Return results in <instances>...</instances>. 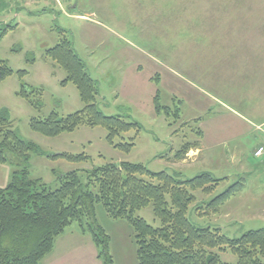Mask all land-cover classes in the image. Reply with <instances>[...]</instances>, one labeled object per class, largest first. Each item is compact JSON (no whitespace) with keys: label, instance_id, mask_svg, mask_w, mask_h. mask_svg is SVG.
Here are the masks:
<instances>
[{"label":"rangeland","instance_id":"1","mask_svg":"<svg viewBox=\"0 0 264 264\" xmlns=\"http://www.w3.org/2000/svg\"><path fill=\"white\" fill-rule=\"evenodd\" d=\"M44 1L0 0V33L15 24L0 39V58L12 69L0 82V110L8 112L20 138L42 151L30 158V177L55 189L61 174L77 171L84 181L87 170L121 161L179 179L208 172L220 180L211 194L194 192L197 201L187 216L195 226L219 228L231 238L264 227V162L249 154L260 145L264 129V0H186L180 5H175L178 0H55L60 6ZM169 1L171 6L164 4ZM228 10L236 14H223ZM218 15L247 20H208ZM63 36L71 39L98 85L99 109L137 123L112 142L102 126L81 125L56 136L30 128L31 119L51 112L65 116L83 107L75 85L61 84L66 73L44 53ZM22 84L34 89L31 98L41 107L17 94ZM130 141L129 150L117 146ZM186 144L192 146L188 153L202 148L196 158L178 159L176 153ZM235 147L248 152L246 163L236 161ZM53 153L87 158L48 156ZM1 179L8 184L4 175ZM229 189L235 194L217 214L205 208ZM96 213L114 264H135L131 225L109 218L100 203ZM136 215L160 225L151 204ZM75 229L80 228L74 222L65 232ZM220 257L224 263L237 260L230 251ZM70 258L68 253V261L60 258L56 264H68Z\"/></svg>","mask_w":264,"mask_h":264},{"label":"trees","instance_id":"2","mask_svg":"<svg viewBox=\"0 0 264 264\" xmlns=\"http://www.w3.org/2000/svg\"><path fill=\"white\" fill-rule=\"evenodd\" d=\"M13 27L8 23L0 39ZM44 53L66 73L61 84L75 85L83 107L65 116L51 112L44 119H31L33 131L56 136L81 125L102 126L112 142L122 132L137 126L134 121L106 115L99 109L98 85L70 38L63 36ZM11 74L12 69L0 58V82ZM33 92L34 89L22 84L17 94L31 106L41 107L38 99L31 98ZM156 101L157 97L155 107ZM132 142L117 146L129 150ZM191 147L184 145L176 153L178 159ZM32 154L42 151L35 143L20 138L12 128L8 112L0 110V164L12 167L10 181L0 188V264H39L52 250L56 238L74 222L83 233H91L102 264H114L109 254V238L97 222L99 203L109 218L123 219L131 225L137 264H264V227L231 238L219 228L198 227L188 219V211L197 201L194 192L211 194L217 187L220 179L211 173L179 179L166 171L151 172L140 163L108 162L87 170L84 181L77 171L61 174L59 187L51 189L41 179L30 177L28 166ZM48 156L76 162L87 158L84 154L68 153ZM233 194V190H226L205 208L217 214ZM149 204L160 221L159 226H152L136 215ZM226 251L236 255V262H222L220 253Z\"/></svg>","mask_w":264,"mask_h":264},{"label":"crops","instance_id":"3","mask_svg":"<svg viewBox=\"0 0 264 264\" xmlns=\"http://www.w3.org/2000/svg\"><path fill=\"white\" fill-rule=\"evenodd\" d=\"M45 1L50 2V0H45ZM53 2H55L58 6H60L59 1L53 0ZM148 2H150V1H148ZM185 2H186V0H178L177 2L175 1V5L184 4ZM164 4H169L171 6L170 1L167 3L164 2ZM227 12L228 13H223V14H229V13H232L233 15L236 14L232 10H228ZM237 15H241V14H237ZM78 16L82 17V15H78ZM218 16L219 17L211 18L208 20L209 21H216V22L241 21V20L245 21V20H247L246 18H241V17H239L237 19L235 17L221 18L220 15H218ZM9 24L11 26L15 25L13 23H9ZM204 35H206V34H204ZM261 88H262V94H263L264 93V84L263 83L261 85ZM260 125L262 128H264V118H262ZM262 131H263V137H261L260 145L258 147H264V129ZM252 147H254V146H252ZM252 147L249 150V154H251L252 156H255L254 152L256 151V149L258 147H256L254 150H252L253 149ZM201 150H202V148L198 147L196 149V151H194L192 153L187 152L188 154L186 153L185 157L190 158V157L194 156L193 158H196L198 152ZM235 150H237L238 154H239L238 156H236V161H238L241 164H243L244 162L246 163V160H248V158H247L248 152H245L243 150H239L237 147H235L234 151ZM234 151L232 150L231 153H233ZM262 158H263L262 162H264V154H263ZM0 166H5V164H0ZM5 168H6V169H4L5 171L0 170V188H3L6 185L5 182H3V180L1 179V177L4 175V181L9 182V179L11 176L12 171H11L10 165H8V167H5ZM260 228H262V227H260ZM67 232L63 233L62 235H60L55 240L52 250L39 262V264H56L60 258H65L68 261V253H71V258H70L68 264H102V261L100 262L101 258L98 256L99 248H98L97 244L95 243V241H94V239H93V237L89 231H86L83 233L80 229H78V230L75 229L72 231L69 230ZM135 251H136V249H135ZM135 258H136V254H135ZM135 264H137V260H136Z\"/></svg>","mask_w":264,"mask_h":264},{"label":"built area","instance_id":"4","mask_svg":"<svg viewBox=\"0 0 264 264\" xmlns=\"http://www.w3.org/2000/svg\"><path fill=\"white\" fill-rule=\"evenodd\" d=\"M264 154V147H258L254 152L255 157H262Z\"/></svg>","mask_w":264,"mask_h":264}]
</instances>
